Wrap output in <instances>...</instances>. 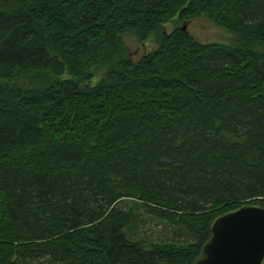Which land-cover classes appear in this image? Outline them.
<instances>
[{"label": "trees", "instance_id": "16d2710c", "mask_svg": "<svg viewBox=\"0 0 264 264\" xmlns=\"http://www.w3.org/2000/svg\"><path fill=\"white\" fill-rule=\"evenodd\" d=\"M176 16L227 41L160 31L132 61ZM31 71L56 78L0 82V264H193L264 207V0H0V81Z\"/></svg>", "mask_w": 264, "mask_h": 264}, {"label": "water", "instance_id": "95a60500", "mask_svg": "<svg viewBox=\"0 0 264 264\" xmlns=\"http://www.w3.org/2000/svg\"><path fill=\"white\" fill-rule=\"evenodd\" d=\"M193 264H264V207L243 204L216 217Z\"/></svg>", "mask_w": 264, "mask_h": 264}, {"label": "rangeland", "instance_id": "374dc122", "mask_svg": "<svg viewBox=\"0 0 264 264\" xmlns=\"http://www.w3.org/2000/svg\"><path fill=\"white\" fill-rule=\"evenodd\" d=\"M185 28L186 32H188L193 38L203 43H213V42H226L220 39H223L225 35L229 34V32L218 28L212 21L205 18H195L189 21H181L178 19V16L174 17L169 22L165 23L159 30H156L152 33L147 40L143 42H138L131 34L124 36V43L128 50V55L132 61H136L142 55L147 54L158 47L159 44V32L170 33L176 28ZM225 34V35H224ZM220 40V41H214ZM108 68L102 69L98 71L95 76L88 82L90 85L97 84L100 80H102ZM70 76L68 73H64L62 76L58 78L66 79ZM56 78L54 75L39 72V71H31L26 73H19L15 75L10 80H1V83L13 84L22 88H30V89H42L46 88L52 79ZM140 234L145 233L146 238L153 240L157 237L161 238L163 236L162 232L164 231L163 223L158 220H150L147 223H144L139 226Z\"/></svg>", "mask_w": 264, "mask_h": 264}]
</instances>
